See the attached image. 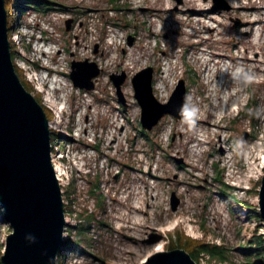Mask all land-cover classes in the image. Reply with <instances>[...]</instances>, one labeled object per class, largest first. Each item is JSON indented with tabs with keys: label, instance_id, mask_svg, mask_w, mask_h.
Instances as JSON below:
<instances>
[{
	"label": "rangeland",
	"instance_id": "374dc122",
	"mask_svg": "<svg viewBox=\"0 0 264 264\" xmlns=\"http://www.w3.org/2000/svg\"><path fill=\"white\" fill-rule=\"evenodd\" d=\"M226 1L228 10L212 9V0H182L177 9L175 0H120L122 8L116 10L110 0H42L54 9H26L14 20L20 42L8 33L13 62L33 93L39 92L32 82L36 76L53 88L57 110L62 107L60 122L49 127L53 142L70 149L61 162L64 204L72 202V210H65L71 223L66 233L78 238L81 212L94 211L102 221L82 238L84 250L58 253L57 264L61 258L68 264H142L150 254L169 250L175 232L235 247L227 261L204 255L197 264H255L254 255L241 247L248 246L259 221L219 193L214 165L226 184L240 182L243 191L233 186L231 194L251 203V210L258 208L264 173V0ZM61 4L90 11L79 13L73 28L65 30V17L75 15ZM39 36L49 39L46 53ZM72 58H88L102 69L92 90L73 86ZM35 59L43 68L33 73L29 68ZM146 66L153 67L157 86L164 87H154L160 101V92L170 94L184 79L186 109L192 113L181 120L166 114L149 130L150 139L139 124L130 80ZM44 68L56 73L47 75ZM121 70L127 73L121 87L125 109L109 80V73ZM52 78L58 79L54 87ZM235 97H240L237 104ZM112 136H121L115 148ZM172 191L179 198L175 209ZM2 215L0 256L11 231Z\"/></svg>",
	"mask_w": 264,
	"mask_h": 264
},
{
	"label": "water",
	"instance_id": "95a60500",
	"mask_svg": "<svg viewBox=\"0 0 264 264\" xmlns=\"http://www.w3.org/2000/svg\"><path fill=\"white\" fill-rule=\"evenodd\" d=\"M177 9L182 0H175ZM226 0H212V9L228 10ZM72 17L65 20L70 28ZM238 23V22H236ZM236 23L233 25L235 26ZM133 37H127L131 44ZM97 51V44L94 52ZM101 68L93 60L71 59L69 77L73 86L91 90ZM153 67L146 66L131 77L134 97L140 106V125L152 128L168 114L174 119H190L185 106L186 86L179 78L167 102H160L152 92ZM124 70L110 73L118 100L125 105L121 85ZM49 119L42 105L18 77L10 51L7 11L0 0V206L11 231L6 235L1 264H57L64 246L66 224L61 185L51 157ZM246 137L241 135L243 140ZM179 163L180 159L177 160ZM179 198L171 192L175 209ZM259 214L264 225V174L258 189ZM142 264H197L181 247L156 251Z\"/></svg>",
	"mask_w": 264,
	"mask_h": 264
},
{
	"label": "trees",
	"instance_id": "16d2710c",
	"mask_svg": "<svg viewBox=\"0 0 264 264\" xmlns=\"http://www.w3.org/2000/svg\"><path fill=\"white\" fill-rule=\"evenodd\" d=\"M42 0H4V5H5V9L7 11V26H8V33L10 34V31H12L14 28V25L16 24V22L14 23V20L16 21L17 19H19V17L25 13L26 9H42V10H50V9H54L48 5L43 6L42 5ZM120 0H110L112 5H117V8H114L116 10H121L122 7H120ZM52 5H57V3L55 2H49ZM25 5V6H24ZM60 5V4H59ZM61 7L64 8H70V10H73L72 12H74L75 14H78L79 12L85 13L87 11H90V9L86 8L85 10H79V8H75V7H69L67 5L61 4ZM68 10V9H67ZM123 17H125V14L123 15ZM77 18V16L75 17V19ZM114 23H118V21H114ZM123 25H127V24H123ZM10 51L11 54L13 53V43L10 41ZM13 56V55H12ZM34 66H38L37 62H33ZM14 67H15V71L18 75V77L20 78V81L22 82V84L24 85V87L33 93L34 89L33 86L30 84V82L26 79H24L23 75L21 74V71L19 70V68L17 67V65L14 63ZM190 68H188L189 70ZM34 97L38 100V102L42 105L46 116L48 117V119H51L53 117V112L47 108L44 103H43V99H42V95L41 93L37 92V93H33ZM142 131L145 133L144 136H146L147 139L149 138L150 133H148V131H145L142 129ZM50 138H51V144L55 145L58 142H53L55 141V137L53 136V134H50ZM97 151H99V144H94L93 145ZM215 167V177H214V181L218 182V191L222 196L228 197V199L230 200V202H233L234 205H239L245 209H247V215L249 216H255V221L258 220L259 223L257 222V224H255V228L250 236V238L248 239V246L247 247H241V249L246 250L247 252H250V255H254V263L255 264H264V235L258 233V225L263 227V225H261V216L258 212V208H255V210H251L252 206L251 203L247 202V201H243L240 200L238 198H236V196L234 194H231V189L230 186L227 185L221 177V170H219L216 166V164L214 165ZM97 183L93 182V187L91 188L92 192H96L97 190ZM99 197H102L101 195L97 194ZM64 209L66 210H72V202H68L66 204H64ZM3 210L0 206V214H3ZM78 218L79 221L78 223H76L75 225V230L78 233V238H70V237H66L65 241H64V246H63V250L65 249H69V250H77V251H82L84 250V245L82 244V238H87L88 234H89V230L90 228L94 225L95 222H102L100 220H98L96 218V214L94 213V211H90V212H85V213H79L78 214ZM169 249L171 248H175V247H181L184 248L189 254L190 256L196 261L199 260L200 256H204L207 255L208 258H211L213 260H221V261H227L228 258L230 257L229 253L230 250L235 249V247L229 248L227 247L225 244H219V243H214V242H205L202 240H198V239H194L191 238L189 236L184 235L183 233H178L175 232L173 238H170V243L168 244ZM95 255V254H94ZM246 257V255H245ZM248 261H251V259L249 257L246 258ZM1 264V262H0Z\"/></svg>",
	"mask_w": 264,
	"mask_h": 264
},
{
	"label": "built area",
	"instance_id": "2783aa9c",
	"mask_svg": "<svg viewBox=\"0 0 264 264\" xmlns=\"http://www.w3.org/2000/svg\"><path fill=\"white\" fill-rule=\"evenodd\" d=\"M89 13V12H88ZM67 17H69V15L68 16H66L65 17V19L67 18ZM114 25V24H113ZM106 28H107V25H105L104 26V30H106ZM18 31V30H17ZM12 33L11 34H13V36L15 35V36H17V40H18V42H20V39H19V32H16L14 29L11 31ZM22 33H25V32H23L22 31ZM39 39H40V41H41V51H42V53H46L47 51H49V48H50V46H46L45 47V45H44V43H48V41H49V39H44L42 36H39L38 37ZM13 39H14V37H13ZM13 41V40H12ZM29 42V40H28V38H27V40H26V44H25V46L27 45V43ZM39 51H40V49H38ZM33 62H37L38 63V59H35V60H31V64H30V71L31 72H33V73H35V72H37V67L36 66H34V63ZM38 66L39 67H42V65H39V63H38ZM101 72H102V69H101ZM125 73H126V71H125ZM127 74V73H126ZM133 75V74H132ZM35 79V80H34ZM32 78V82H33V84H34V86L37 88V90H39V92L41 91V94H42V98H43V102L45 103V104H47V106H49V108L50 109H52L53 110V113H54V115H55V117H54V120L55 121H50V124H49V126L51 127L52 126V124H54V122H56L59 118H61V116H62V107H60L59 106V108H58V110H57V102H59V100L58 99H56V96H55V94H54V90H53V88H46L45 86H44V84H43V82H41L36 76H35V78ZM95 80H96V78H95ZM109 80H110V73H109ZM112 83V82H111ZM158 84H156V82H155V77H154V81H153V91H155V88L154 87H157V88H160V89H164V87H158L157 86ZM114 86V85H113ZM171 94V93H170ZM170 94H166V93H162V92H160V96L163 98V101H160L158 98H157V96L155 95V97L160 101V102H165V101H167L168 100V98H169V96H170ZM134 97V96H133ZM136 100V99H135ZM54 106H53V105ZM136 138V136H133L131 139H135ZM121 142V136H112L111 138H110V140H109V143L115 148L119 143ZM58 144L59 143H56L54 146H53V148H52V151H51V157H52V160H53V164H54V170H55V173H56V176H57V178H58V181H59V183H60V185H61V183L63 182L62 180H63V176H59V174H58V171L56 170V166H55V164H56V161H60V164H61V162H62V159L65 157H67V153H68V151L70 150L69 148H59V146H58ZM227 158H229L228 156H226ZM61 168H62V175H63V173H64V169H63V167L61 166ZM263 172H261V173H259V175H261ZM264 174V173H263ZM262 174V175H263ZM244 176V175H243ZM258 176V175H257ZM256 176V177H257ZM231 181H233V183L234 184H232V185H234V186H236V185H238L240 182H238V181H234V179L232 180L231 179ZM235 182H237V184L235 183ZM236 187H239V185L238 186H236ZM61 189H62V187H61ZM239 189H242V191H243V188L241 187H239L238 188V190ZM62 192H63V190H62ZM63 194H62V199H63ZM72 199V198H71ZM72 201H73V199H72ZM63 203H64V200H63ZM67 203H68V201H67ZM66 204V203H65ZM73 207H74V205H73ZM66 215L67 214H65V220H66V224H65V226H64V230H63V238H64V240H65V238L66 237H72V235H71V232H70V234H69V236L67 235V231H66V229L68 228V231H69V226H70V219H69V217H66ZM262 229V234L264 235V228H261ZM67 235V236H66ZM62 253V256H63V254L66 252V250L64 249H61L58 253ZM76 257L74 256V257H72L70 260L69 259H67L68 261H69V263L70 262H74L76 259H75ZM60 263L61 264H68V263H66V260H64L63 261V259L61 258V260H60Z\"/></svg>",
	"mask_w": 264,
	"mask_h": 264
},
{
	"label": "bare ground",
	"instance_id": "6f19581e",
	"mask_svg": "<svg viewBox=\"0 0 264 264\" xmlns=\"http://www.w3.org/2000/svg\"><path fill=\"white\" fill-rule=\"evenodd\" d=\"M257 67H259V66H257ZM236 78V77H235ZM262 79V78H261ZM58 81V79L57 78H52V80H51V83H50V85H51V87L53 86V84H55L56 82ZM59 83V82H58ZM54 87V86H53ZM240 98V97H239ZM239 98L238 97H235L234 98V100H233V103L234 104H237V102H238V100H239ZM227 99H228V95H225V101H227ZM55 121V120H54ZM55 123V122H54ZM51 151H52V144H51ZM55 168H56V170L58 171V174H59V176H62V170H61V164H60V161H56V164H55ZM262 171L261 170H259V173H261ZM228 185V184H227ZM230 186V185H229ZM234 185H232V186H230V188H234L233 187ZM237 186V185H236Z\"/></svg>",
	"mask_w": 264,
	"mask_h": 264
},
{
	"label": "clouds",
	"instance_id": "9594fccd",
	"mask_svg": "<svg viewBox=\"0 0 264 264\" xmlns=\"http://www.w3.org/2000/svg\"><path fill=\"white\" fill-rule=\"evenodd\" d=\"M188 115L190 116V115H192V113H191V112H189V113H188Z\"/></svg>",
	"mask_w": 264,
	"mask_h": 264
}]
</instances>
